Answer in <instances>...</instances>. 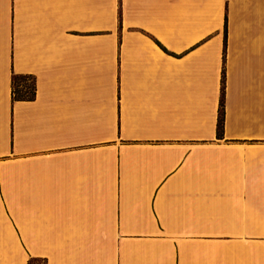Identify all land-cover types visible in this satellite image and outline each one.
Wrapping results in <instances>:
<instances>
[{
    "label": "crops",
    "instance_id": "1",
    "mask_svg": "<svg viewBox=\"0 0 264 264\" xmlns=\"http://www.w3.org/2000/svg\"><path fill=\"white\" fill-rule=\"evenodd\" d=\"M0 264H264V0H0Z\"/></svg>",
    "mask_w": 264,
    "mask_h": 264
},
{
    "label": "trees",
    "instance_id": "2",
    "mask_svg": "<svg viewBox=\"0 0 264 264\" xmlns=\"http://www.w3.org/2000/svg\"><path fill=\"white\" fill-rule=\"evenodd\" d=\"M12 100H31L35 96V78L32 75L15 74L11 77ZM224 67L222 69L221 98L217 117V134L223 133Z\"/></svg>",
    "mask_w": 264,
    "mask_h": 264
}]
</instances>
